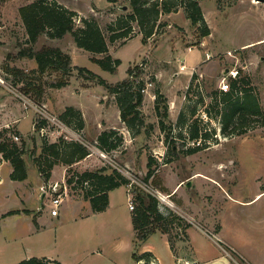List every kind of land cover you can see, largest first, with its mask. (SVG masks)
Instances as JSON below:
<instances>
[{
  "label": "rangeland",
  "instance_id": "374dc122",
  "mask_svg": "<svg viewBox=\"0 0 264 264\" xmlns=\"http://www.w3.org/2000/svg\"><path fill=\"white\" fill-rule=\"evenodd\" d=\"M32 1L0 0V76L5 81L0 83V128L10 130L7 136L13 138V133L20 134L17 142L21 144L26 139L31 149L35 137V154L38 155L44 138L55 141L63 134L60 122L53 120V115L58 117L70 105L82 106L88 131L71 129L69 134L84 142L92 155L80 166H74L75 170L98 166H108L109 171L117 168L134 182L133 186H128L132 195L138 187L157 196L161 209L170 216L175 251L181 247L178 244L180 237L193 220L205 227L220 253L230 257L235 264H264V0H200L211 29V33L203 38L184 6L162 13L156 34L146 42L135 25L129 37L109 46L110 54L121 59L114 72L93 62L92 53L79 47L71 33L62 38L44 34L36 43H30L20 7ZM56 1L78 12L77 25L82 24L81 17L94 18L105 32L108 24L121 12L131 11L130 0ZM46 45L62 48L71 55L72 66H85L111 84L128 78L153 80L150 94H144L147 101L143 102L142 108L147 127L141 130L142 134L129 138L118 151L105 152L106 156H102L101 149L94 143L95 124L105 116L117 120L116 96L98 78L87 72L80 73L77 68L68 76L52 68L40 72L33 52ZM182 63L187 65V70L181 71ZM134 65L130 74L128 68ZM232 72L237 75L233 76ZM65 77L68 79L66 85H52ZM192 77L193 85L186 94ZM231 77L249 79L247 87L258 97L262 109V114L249 116L241 125L240 129L245 130L242 134L224 132L221 106L211 105L210 94L220 90L223 79L224 84L230 83ZM156 92L163 96L160 107L164 110L166 106L168 115L164 119L175 134L181 131L184 137L187 136L185 125L175 126L182 109L188 113V123H198L203 131L210 133L208 139L199 140L204 149L186 153V149L198 144L191 138L177 137L176 143H166V133L159 127L151 99V94L156 98ZM199 98L202 101H198ZM209 107L212 114L207 111ZM193 108L196 113L191 114ZM18 118L24 135L15 123ZM43 120L48 123L49 134L42 135L40 130H35L34 123ZM234 125V122L230 124L229 132L233 131ZM160 153H164L167 160H174L165 162L164 158H159ZM148 155L156 159L157 169L156 176L146 183ZM23 156L28 166V181L11 179L8 164L0 170V177H3L0 183V264H15L31 256L62 258L67 264H109L113 251L120 245H116L114 235L106 232L100 241L94 229L101 218L108 215L112 220L116 215L114 222L119 225L120 237L132 235V215L137 203L135 200L131 211L126 187L120 185L114 190L109 213L94 215L84 190L68 185L67 169L62 176L64 164H57L52 180L45 182L33 160L34 155L26 152ZM181 178H187V183L177 195L169 197L166 192L171 191ZM55 182L59 183V190L65 184L68 187V194L58 207V215L51 214L50 185ZM44 188L48 194L46 199L42 197ZM160 193L167 195L166 201ZM186 196L194 209H189L190 216L172 202L179 203V198ZM19 208L31 212L22 210L2 215L3 211ZM40 213L37 222L35 216ZM222 228L230 237L219 234ZM117 239L120 244H125L124 240ZM122 249L126 250V247ZM126 256V253H120V257L127 258L120 264H155L151 256L141 261L132 258V251Z\"/></svg>",
  "mask_w": 264,
  "mask_h": 264
},
{
  "label": "trees",
  "instance_id": "16d2710c",
  "mask_svg": "<svg viewBox=\"0 0 264 264\" xmlns=\"http://www.w3.org/2000/svg\"><path fill=\"white\" fill-rule=\"evenodd\" d=\"M130 5L131 11L121 12L114 21L108 24L106 32L94 18L81 17L82 24L77 25L78 12L56 0H34L22 5L20 14L30 43H36L44 34L52 38H62L71 33L79 47L92 53L91 59L93 62L98 63L104 70L111 72L117 69L121 59L114 58L110 54V44L129 37L135 25L139 27L140 33H142V40L146 42L148 38L156 34L161 14L176 10L179 6L185 7L187 16L198 29L201 38L211 33V29L205 20L200 0H130ZM97 54H102L103 56L99 57ZM33 55L38 62L40 72H45L47 69L52 68L61 71L62 75L68 76L73 69L77 68L80 73L87 72L91 77L98 78L99 82L116 96L121 120L126 124L131 134L136 136L144 127H147L142 110L144 94L141 92V88L144 84L143 80L128 78L111 84L85 66H72L71 55L60 47L46 45L40 50L33 52ZM133 67L135 65L128 68L130 74L134 71ZM193 79L192 77L189 82L186 94L189 93L193 85ZM67 83L68 79L65 77L52 83V85L61 87ZM247 83H250L248 78L231 77L230 88L227 91L220 88V90H214L210 94L213 99L211 105L221 106L219 111H221V116L223 117L222 129L228 134L234 132L237 134L244 133L245 130L240 129V127L245 124L248 117L262 114L258 97L250 91ZM155 94L154 108L158 116L159 127L162 132L166 133L165 140L168 145L176 143L177 137L183 138L185 135L181 131L175 134L172 126H167L164 117L168 115V110H166V106L164 110H161L160 107V100L163 96L160 92ZM198 101H202V98H199ZM207 111L212 114L210 107L207 108ZM190 113H196V108L191 109ZM187 115L186 110L182 109L179 112L175 126L185 125L187 127V136L184 138H191L198 142V144L186 149V153L191 154L205 148L199 140L208 139L210 133L206 130V132L203 131L198 123H188ZM58 118L77 131H81L85 124L82 111L73 105L66 107ZM233 122L236 125L233 126V131L229 132L228 127ZM45 124L46 120H43L42 123H35V130L38 131ZM9 131L8 128H0V163L2 159L11 163L13 169L10 177L13 180H24L28 177V166L23 156L26 152H29L31 156L34 155L32 156L33 160L45 182L50 180L53 169L57 164H64L67 166L68 171L66 180L68 185L72 187L80 186L84 190V197L90 200L95 212L104 211L108 207L110 190L120 185L132 183L131 179L117 168H112L111 171H109L108 166L85 169L83 171L75 170L73 168L74 164L91 153L88 146L82 141L73 138L68 139L63 135L59 136L55 141H49L44 138L41 151L36 155L37 144L35 137L33 138L34 147L31 149L28 147L26 139H23L21 144H19L16 140L7 136ZM123 144V134L118 129L111 128L103 130L98 135L96 145L101 150L109 153L119 149ZM173 160L174 158L169 160L165 158V162ZM156 163L154 156L149 155L146 183L150 181V178L156 176ZM134 192L133 199L134 201L136 200L137 205L132 215L135 230L132 257L136 260L145 259L147 256L153 257L150 251L139 253L138 248L143 242L147 241L150 235L157 231L167 233L171 247L175 249L170 233V216L168 212L161 209L159 198L143 188L137 187ZM18 211L10 210L3 216ZM26 211L30 212L28 209ZM15 264H62V262L47 256H31Z\"/></svg>",
  "mask_w": 264,
  "mask_h": 264
},
{
  "label": "crops",
  "instance_id": "0c3cea01",
  "mask_svg": "<svg viewBox=\"0 0 264 264\" xmlns=\"http://www.w3.org/2000/svg\"><path fill=\"white\" fill-rule=\"evenodd\" d=\"M125 6H127L126 8H128V5H124V7ZM151 99H152L153 107H154L155 106V96H152V94H151ZM146 101L147 100H144L143 102L145 103ZM78 107L81 108L83 111V117H84V121H85L83 129L88 131V123H87L85 109L82 106H78ZM142 110H143V108H142ZM154 111H155V108H154ZM155 114H156V112H155ZM15 123L18 124L17 126H18V129L20 130V126H19L20 118L16 119ZM7 125H8V123H7ZM111 128L118 129L123 134V136H124L123 146L126 145L129 138L134 139V138L139 137L142 134V132L136 136H133L131 134V132L127 128L126 124L121 120L119 106L117 107V120L116 121L109 120L105 116V118H103L102 120H99L95 124L94 132H95L96 137L94 138V141H95L94 143L97 144V137L103 130H106V129L108 130ZM20 132L24 135V133L21 130H20ZM113 151H118V149L113 150ZM91 155L92 154L90 153L84 159L76 162L74 164V166L75 167H76V165L80 166L81 163L86 161L89 157H91ZM160 155H161L160 157L158 156L159 158H164V159L166 158V156L164 157V155H165L164 153H160ZM0 157H1V154H0ZM148 158H149V155L147 156L146 162H148ZM5 164L10 165V167H11L10 173H11L13 167H12L11 163L7 160L1 161L0 170L3 167V165H5ZM146 165H147V163H146ZM99 167H102V166H98L97 168H99ZM55 169H56V167H54L53 172ZM66 169H67V166L64 165L62 167V176L63 177L65 176ZM63 173H64V175H63ZM53 176L54 175L51 176L50 180H52ZM28 180H29V171H28V177L26 179L20 180V181H28ZM187 180H188L187 178L186 179L185 178L179 179L177 181L176 185L171 189V191L166 192V194H168V196L171 198L173 196L177 195L178 191H180L183 188V186L187 183ZM2 181H3V177H0V183ZM121 186L126 187V190H128V195H129L128 185H121ZM121 186H119V187H121ZM119 187H117V188H119ZM115 189L116 188L109 191V205L104 211L95 212L92 208L94 215H103L104 213H109L112 210V203H113L112 202V194H113ZM176 190H177V192H175ZM42 197L44 199H46L48 197V194H47V191L45 190V188L42 192ZM179 199H180L179 203L174 201V200H172V202H174L175 205H177V207L182 212H184L186 215L190 216L191 212L189 211V209L194 211V209L190 206L191 200L188 198V196H186V198H179ZM44 205L47 206L45 204V202H44ZM15 210L22 211V210H26V208L25 209L19 208V209H15ZM28 210L31 212L30 209H28ZM8 211L9 210L3 211L2 215L7 213ZM131 211H132V209H131ZM30 212H28V213H30ZM41 213L38 216L37 215L35 216V219L37 222H38V218L41 216ZM116 214H117V212H116ZM115 216L112 218V220H111V217H109L108 215L104 219L100 217L102 221H99L97 224L98 226H96L94 229V230H97V235H98V238L100 239V241L103 240L102 235L104 234V232H106V233H109L110 235H114L116 237L114 239H116V241H117L116 245L117 244L120 245L118 247V249L113 251V255L111 257L112 260H110L109 264H120V263H122L124 257H120V253L122 255L124 253H126L128 256V253L130 251H132V253H133V250H134V238H135L134 227H133V232H132L131 236L129 234H127V236L124 235L125 237L124 236L120 237V233L118 234L119 225H118V223L114 222ZM96 219H99V216H96ZM190 221H191V224L189 226H187V228H185L184 235H183V237L182 236L180 237V240L178 242V244L181 245V247L178 248L176 251H175V249H173L171 247V243L169 241L168 234L161 232V231H157V232L153 233L152 235H150L149 238L147 239V241L143 242V244L139 247V253H143L145 251H150L153 254L155 264H178L179 262H184L185 264H186V262H189L191 264H235L230 257H228L227 255H223V253H220L218 247L214 244L215 240L208 233H206L205 227L202 224H200L198 222H194L193 220H190ZM219 234L220 235L222 234L225 237H230V235H228V233L223 228L219 231ZM218 237H219L218 239L222 240L221 236H218ZM117 238H119V240H124L125 244H120V242L118 241ZM212 241H214V242H212ZM103 243L106 244V242H103ZM123 245H125V246H123ZM121 246L123 248L126 247V250H123ZM120 247H121V249H119ZM212 248H213V250H212ZM124 259L126 260L127 258H124ZM59 260L62 262V264H67L65 259L61 258ZM141 260L142 259H140V261ZM136 264H139V263H136Z\"/></svg>",
  "mask_w": 264,
  "mask_h": 264
},
{
  "label": "built area",
  "instance_id": "2783aa9c",
  "mask_svg": "<svg viewBox=\"0 0 264 264\" xmlns=\"http://www.w3.org/2000/svg\"><path fill=\"white\" fill-rule=\"evenodd\" d=\"M180 69H181V71L187 70V65L185 63H182L181 66H180ZM193 69H195V67L192 68L191 71H193ZM232 75L236 76L237 73L236 72H232ZM143 81H144V84H143V86L141 88V92L143 94H150V89H151V87H153L154 81L150 80L149 78H147V79H145ZM224 81H225V79H223L222 82L220 83V88L222 90H224V91H227L229 89V82L227 84H224L223 83ZM4 82L5 81L0 76V83H4ZM152 96H154V95H152ZM52 118H53V120H57L58 119V121L60 122V126L62 128L61 130H63V134L62 135L65 138H68V139L72 138V137H70L69 133L71 132V129L72 130H74V129L72 127L68 126L67 124H65L64 122H62L58 117L53 115ZM34 125H35V123H34ZM47 126H48V123H46L44 126H42L39 129L42 135H45L47 133L49 134V130L47 129L48 128ZM52 133L56 134L57 132L56 131H52ZM58 133H60V130H58ZM20 137H21L20 134L13 133L14 140L18 141V140H20ZM100 151H101V155L102 156H106L105 151H103V150H100ZM132 183H134V182L132 181ZM131 184H129V185H131ZM58 187H59V183L58 182H55L54 184L50 185V190H52L51 191V196H50L51 202H52V205H53V207L51 209V214L52 215H58L59 214L58 207L60 206V204H62V202H64L65 197L68 194V191H67L68 187H67L66 184L64 185V187H61V190H59ZM160 195H161V198L166 201L167 195L164 194L166 197L162 193H160ZM128 197H129V206H130L131 209H134V207H135L134 206V199H133L134 195H132V192L130 191V189H129Z\"/></svg>",
  "mask_w": 264,
  "mask_h": 264
},
{
  "label": "bare ground",
  "instance_id": "6f19581e",
  "mask_svg": "<svg viewBox=\"0 0 264 264\" xmlns=\"http://www.w3.org/2000/svg\"><path fill=\"white\" fill-rule=\"evenodd\" d=\"M163 194V193H162ZM164 195V194H163ZM165 196V195H164ZM166 197V196H165ZM166 199H167V197H166Z\"/></svg>",
  "mask_w": 264,
  "mask_h": 264
},
{
  "label": "water",
  "instance_id": "95a60500",
  "mask_svg": "<svg viewBox=\"0 0 264 264\" xmlns=\"http://www.w3.org/2000/svg\"><path fill=\"white\" fill-rule=\"evenodd\" d=\"M127 6H125V8H126Z\"/></svg>",
  "mask_w": 264,
  "mask_h": 264
}]
</instances>
